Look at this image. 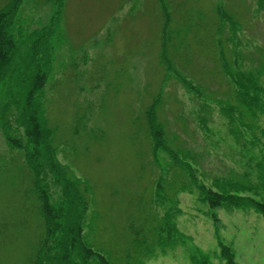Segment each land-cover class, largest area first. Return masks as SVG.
I'll return each mask as SVG.
<instances>
[{"label": "rangeland", "instance_id": "rangeland-1", "mask_svg": "<svg viewBox=\"0 0 264 264\" xmlns=\"http://www.w3.org/2000/svg\"><path fill=\"white\" fill-rule=\"evenodd\" d=\"M167 1L169 56L191 88L161 61L159 0H63V39L44 96L58 160L90 185L84 242L113 264H190L196 248L224 264L218 236L238 263L264 264L261 215L199 200L168 155L155 160L145 116L159 96L166 142L195 179L264 202V115L241 118L229 109L235 98L227 73H258L264 88V0ZM215 5L235 14V35L228 24L218 30ZM54 10L50 0H25L20 22L39 27ZM48 185L55 200L60 189L50 178ZM42 236L32 172L0 131V264H33Z\"/></svg>", "mask_w": 264, "mask_h": 264}, {"label": "trees", "instance_id": "trees-1", "mask_svg": "<svg viewBox=\"0 0 264 264\" xmlns=\"http://www.w3.org/2000/svg\"><path fill=\"white\" fill-rule=\"evenodd\" d=\"M24 1L6 0L0 7V131L10 148L22 151L32 172L33 188L43 219V236L33 264H113L84 242L83 225L90 185L74 176L58 160L53 144L55 129L48 124L46 116L44 87L52 71L58 44L63 39L59 25L64 2L50 0L55 10L47 23L30 29L20 22ZM159 4L163 15L161 61L167 73H173L179 82L191 88V81L169 56L170 51H174L169 41L172 22L169 1L159 0ZM222 8L214 6L218 30L228 24L235 35L240 22L235 14ZM220 58H224L223 51ZM227 73L235 98V105L229 109H236L241 118L245 113L254 119L257 114L264 115V88L259 84L258 73L241 70H229ZM159 100V96L155 97L145 111L155 160L159 161L161 153L168 155L191 178L198 190V199L211 208H252L264 220V202L229 190L219 192L195 179L193 167L166 142L164 126L156 112ZM49 178L60 189L55 200L49 191ZM161 186L158 183L157 190ZM217 187L221 186L217 184ZM182 188L186 189L184 185ZM170 216L171 212H167L162 218L167 222ZM213 219L216 222L217 216L213 215ZM170 228L176 230L174 223ZM217 246L224 264H240L235 259L233 248L218 236ZM189 259L190 264H214L207 253L197 248L190 253Z\"/></svg>", "mask_w": 264, "mask_h": 264}]
</instances>
